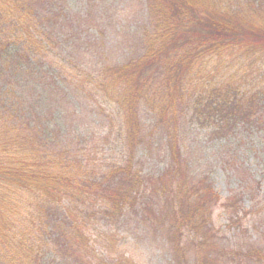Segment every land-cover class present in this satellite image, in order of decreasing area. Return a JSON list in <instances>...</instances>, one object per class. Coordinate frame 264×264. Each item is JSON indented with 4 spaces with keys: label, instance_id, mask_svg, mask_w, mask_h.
Instances as JSON below:
<instances>
[{
    "label": "trees",
    "instance_id": "1",
    "mask_svg": "<svg viewBox=\"0 0 264 264\" xmlns=\"http://www.w3.org/2000/svg\"><path fill=\"white\" fill-rule=\"evenodd\" d=\"M70 1L0 0V264H106L96 250L103 230L130 212L139 217L154 195L163 200L169 193L166 184L154 189L148 182L154 175L144 176L134 156L157 135L168 140L169 155L179 159L173 171L178 176L172 179L176 194L194 201L203 197L202 202L221 198L191 172L184 178L194 181L179 183V132L185 138L188 128L206 130L226 143L242 130L264 137V0H145L143 25L131 35L136 44L129 42L126 61L105 62L98 74L117 89L111 101L121 123L117 135L133 147L122 165L114 161L100 168L96 153L88 149L92 135L87 144L68 139L71 131L62 125L72 128L70 117L64 111L56 114L50 102L64 80L89 85L96 79L88 65L83 71L73 58L59 55L82 40L69 32L77 17L90 48L104 49L109 32L98 0H83L86 8L75 16ZM134 139L143 141L133 145ZM242 188L247 191L245 183ZM238 194L224 202L234 229L242 225ZM182 208L173 207V214ZM180 219L173 228L186 241L211 233L204 231L212 223L207 216L204 227ZM213 237L220 244L216 232ZM182 245L176 254L184 252ZM263 254L258 246L238 253L225 248L221 258L226 264H262ZM199 257L193 264H204Z\"/></svg>",
    "mask_w": 264,
    "mask_h": 264
},
{
    "label": "rangeland",
    "instance_id": "2",
    "mask_svg": "<svg viewBox=\"0 0 264 264\" xmlns=\"http://www.w3.org/2000/svg\"><path fill=\"white\" fill-rule=\"evenodd\" d=\"M84 4L83 0L70 1V5L76 12L74 16L86 8ZM98 5L109 18L106 26L109 32L105 35L107 42L103 44L104 49L88 46L85 34H82L83 22L78 21L77 17L73 27L69 28V32L82 39L78 43V48L59 50L60 58L64 60L73 58L81 65L79 66L82 67L81 70L84 71L83 67L87 69L85 65H88V68L95 73L96 79L94 78L95 80L89 85L76 79L72 80L73 78L64 80L62 85H58L57 93L50 102L54 105L56 114L64 111L70 117L72 128H69L67 124L62 125L64 130L71 131L68 139L74 143L77 140L87 144V140L92 135L94 140L89 143L88 149L94 150L96 162L100 168H103L114 161L121 164L122 158L128 155V149L133 146L128 145L129 142L126 140L122 142L117 135L121 129V123L118 108L111 103L115 101L117 89L115 86L105 85L106 82L101 81L98 74L105 62L110 66V64L120 63L121 59L126 61L129 42L136 44L132 41L131 35L143 25L145 0H98ZM92 13L97 14L98 10L92 8ZM68 27L67 22L65 29L60 26L59 31L62 33ZM48 79L52 82L49 76ZM27 102L32 104V100ZM101 106H104L105 111L103 108L101 110ZM92 119L97 121L96 127L92 125ZM107 130H109L108 133ZM250 130H247L248 132L239 130L240 134L232 136L228 143L223 139L210 137L206 130L191 132L188 128V136L185 138L181 131L178 134L181 144V152H178L181 172L179 183L184 185L194 181L195 177L206 179L212 185L213 193L220 196V202L216 197L202 202L203 197L194 201L187 196L176 194L175 180L172 179L178 176V173L173 174V171L179 159L169 155V142L161 140L160 135L151 138L152 143L144 142L142 145L144 147L135 149L134 156L139 159L138 170L140 169L144 176L154 175L155 178L148 181L154 189L166 184L167 189L170 187L169 193L163 200L154 195L152 199L155 201L148 204L143 212L139 210V205L136 209L140 211L139 217L136 211L130 212L117 226L104 229V235L98 237L99 240L96 243L98 254L103 255L100 259L107 260L106 264H112V262L117 264L118 260L128 264H175L176 259L178 263V260L183 258L182 263L193 264L200 256L204 264H213L212 258L217 260L218 264H226L221 258L225 248L235 250V253L246 252L252 246L263 249L264 137L260 131ZM80 133L84 136H78ZM88 134L90 135L87 136ZM109 134H112L110 140H104ZM141 141L143 140L134 139V142L130 143L139 145ZM186 172L188 174L191 172L190 177L194 179L186 180L184 178ZM244 178L249 180V183H246ZM243 183L246 184L247 191L242 188ZM258 183L260 185L257 186ZM249 184L255 188L254 192L249 190L252 187ZM236 192H239L238 195L243 199L237 200L241 209L238 221L242 224L238 229L228 225L226 214L228 212L224 205V202ZM160 193L164 196L161 189ZM198 202L201 203L197 204ZM179 204H183V208L179 210V214L174 215L173 207L175 209ZM181 215L187 220L202 222L201 227H204L206 216L211 219V226L205 225L206 229H204L206 232H211L205 235L207 241L205 244H203L205 239H197L195 242L193 239L186 241L187 236L181 237L173 228L181 220ZM215 232L218 240H221L220 244L216 238L213 240ZM210 237L213 242L209 240ZM178 240L181 243H178ZM181 244L185 250L176 254V248Z\"/></svg>",
    "mask_w": 264,
    "mask_h": 264
}]
</instances>
